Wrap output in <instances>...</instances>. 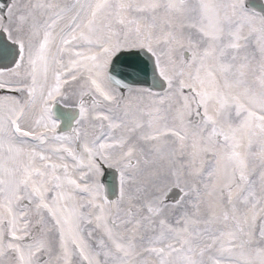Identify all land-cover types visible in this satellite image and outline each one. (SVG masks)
Returning a JSON list of instances; mask_svg holds the SVG:
<instances>
[{
  "label": "snow or ice",
  "instance_id": "snow-or-ice-1",
  "mask_svg": "<svg viewBox=\"0 0 264 264\" xmlns=\"http://www.w3.org/2000/svg\"><path fill=\"white\" fill-rule=\"evenodd\" d=\"M0 8V264H264V5Z\"/></svg>",
  "mask_w": 264,
  "mask_h": 264
},
{
  "label": "bare ground",
  "instance_id": "bare-ground-1",
  "mask_svg": "<svg viewBox=\"0 0 264 264\" xmlns=\"http://www.w3.org/2000/svg\"><path fill=\"white\" fill-rule=\"evenodd\" d=\"M17 2L20 5H23V4H27V3H34L35 0H17ZM249 51H255V40L254 39L250 43ZM135 87H144V86H135ZM66 88L68 89L69 92L73 93L71 100L68 101V104L72 105V106H75V104L77 103L78 98H79L78 93H79V90H80V84L78 82L77 83H73V84L67 85ZM0 94H3V93H0ZM9 94L18 95V94H15V93H9ZM125 95H127V93H125ZM87 99H91V98H87ZM101 110L103 111V109H101ZM105 123H107V122H105Z\"/></svg>",
  "mask_w": 264,
  "mask_h": 264
},
{
  "label": "water",
  "instance_id": "water-1",
  "mask_svg": "<svg viewBox=\"0 0 264 264\" xmlns=\"http://www.w3.org/2000/svg\"><path fill=\"white\" fill-rule=\"evenodd\" d=\"M7 3H8V0H0V4H5V5H7ZM2 9H5V8H2ZM3 38H4V37H3V34H0V39H3ZM149 82H150V83H148L147 85L150 86V84H151V78H149ZM157 89H159V88H157ZM65 110H66V109L62 108L61 105H57V108H56V111H57V112L65 111ZM62 129H66V126L63 125V124H62ZM110 173H111V172H109V178H110Z\"/></svg>",
  "mask_w": 264,
  "mask_h": 264
}]
</instances>
